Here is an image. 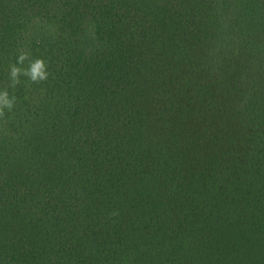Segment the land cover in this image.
<instances>
[{"label":"trees","instance_id":"obj_1","mask_svg":"<svg viewBox=\"0 0 264 264\" xmlns=\"http://www.w3.org/2000/svg\"><path fill=\"white\" fill-rule=\"evenodd\" d=\"M0 89V264H264V0H0Z\"/></svg>","mask_w":264,"mask_h":264},{"label":"clouds","instance_id":"obj_2","mask_svg":"<svg viewBox=\"0 0 264 264\" xmlns=\"http://www.w3.org/2000/svg\"><path fill=\"white\" fill-rule=\"evenodd\" d=\"M27 59V54L21 53L17 57V65L23 64ZM47 65L44 60L37 58L31 60L28 63V67L21 68L13 65L10 68L11 86L15 87L20 82L21 76H26L32 81H43L48 78ZM16 97L14 95H9L7 90L0 89V115L3 114V109L7 108L11 110L14 107Z\"/></svg>","mask_w":264,"mask_h":264}]
</instances>
